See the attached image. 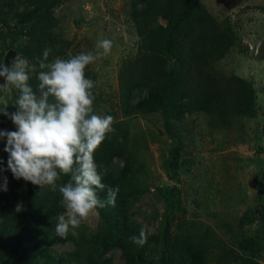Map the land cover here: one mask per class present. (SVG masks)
Listing matches in <instances>:
<instances>
[{"label": "rangeland", "instance_id": "1", "mask_svg": "<svg viewBox=\"0 0 264 264\" xmlns=\"http://www.w3.org/2000/svg\"><path fill=\"white\" fill-rule=\"evenodd\" d=\"M198 1L218 23L220 31L234 37L232 45L210 65L209 71L223 83L232 77L249 82L255 92L254 116L234 115L227 122L220 118L211 123L210 116L202 110H187L173 124L155 109L125 112L120 74L141 52V39L131 15L132 0H0V64L5 54L13 50L15 57L28 59L39 71V59L45 49H51V62L89 51L95 54L96 43L103 39L113 42L109 53L99 50L102 54L86 68L85 74L95 83L94 113L114 117L115 131L99 149L115 145L120 148L122 157H115L110 168H116L118 175L122 170L123 179L118 180L122 186H118L115 206L98 208L79 227L70 228L66 237L45 235L50 238L47 247L56 260L77 252L87 260L94 258L91 253L96 251L87 240L108 225L104 219L118 225L126 209L130 220L139 229H146L149 243L146 262L137 264H157L165 238L174 248L193 247L203 255L207 252V264H241L244 254L238 251L237 242L247 239L264 264V0ZM39 5V12L18 24ZM210 51H197V55ZM208 55L210 59L211 52ZM29 83L37 89L35 73ZM186 89L189 90L187 85ZM18 96L15 89L0 92V109L7 105L9 113L15 112ZM0 130H17L3 113ZM5 146L6 139L0 140V216L5 213L21 220L32 209L25 199L27 192L38 200L53 191L50 186L40 188L16 179L8 169ZM94 159L99 165L97 151ZM65 181L62 174L58 187ZM127 183L131 186L126 193ZM12 184L23 190L24 198L9 200L12 195L5 192L13 190L8 191ZM116 184L114 180L105 190L117 187ZM18 204L23 206L20 212L16 211ZM65 211H50L54 212L52 226ZM42 236L41 233L40 239ZM27 244L30 242L21 248L16 246L14 255L8 251L9 261L0 258V264H15L16 256L29 249ZM86 252L90 254L86 256ZM2 254L5 253L0 252V257ZM107 257L112 258V264H123L117 249L109 251Z\"/></svg>", "mask_w": 264, "mask_h": 264}, {"label": "trees", "instance_id": "2", "mask_svg": "<svg viewBox=\"0 0 264 264\" xmlns=\"http://www.w3.org/2000/svg\"><path fill=\"white\" fill-rule=\"evenodd\" d=\"M40 10L41 5L24 15L18 24L27 22L33 13ZM131 15L141 39V52L120 74L122 106L125 112L155 109L168 123L173 124L176 121L174 119H181L187 110L189 112L202 110L210 116L211 123L220 121V118L227 122L229 116L234 115H255V92L249 82L232 77L223 83L217 81L209 71L210 65L220 60L232 45L234 37L224 30L220 31L218 23L198 0H132ZM202 50H211L210 59L208 58L210 52L204 56L197 55V51ZM186 85L189 90L186 89ZM228 93L236 96H230ZM13 125L17 129L14 123ZM118 149L120 150L115 145L114 148L105 146L97 150L100 166L98 171L106 187L114 180L116 186H122L118 181L120 178L123 179L122 170L118 175L116 168L114 170L112 166L110 168L115 157H122ZM64 179L66 181L63 183H66L70 176L64 175ZM130 186L131 183L125 184L126 193ZM10 189L13 190L5 192L12 195L9 200L17 201L18 196L24 198L23 190L16 184H12L8 191ZM58 189L38 200L27 192L25 199L31 203L29 207L32 206V209L26 215L23 214L21 220L5 213L0 216V252L6 254H2L1 259L8 262L10 257L8 251L13 254L16 246L21 248L29 241L30 244L26 246L29 249L22 256H16L15 264L21 261L22 264H112L113 260L107 257V254L115 249L120 251L123 264L146 262L148 258L146 255L150 254L149 243L140 247L131 241L130 237L138 236L140 229L130 220L126 209L118 225L115 223V226L114 222L104 219L108 225L100 227L97 233L87 240L90 241L89 247L96 251L94 255L91 253L94 258L87 260L85 255L77 252L72 257L56 260L47 247L50 245L48 242L50 238L45 235L56 233L55 226H52L54 212L50 214V211L65 210L60 205L62 195ZM28 191H32L31 186ZM98 196L106 199L107 190H98ZM123 208L124 206L120 210ZM41 233L43 236L40 239ZM38 243L41 244L39 247ZM237 247L241 255L244 254L239 255L241 264H261L252 242L240 239ZM262 247L264 250L263 243ZM30 249L33 251L30 252ZM88 254L90 253L86 252V256ZM157 255V264L208 263L207 252L203 255L200 250L193 247L174 248L167 238L162 239ZM151 257L152 255L149 258Z\"/></svg>", "mask_w": 264, "mask_h": 264}, {"label": "clouds", "instance_id": "3", "mask_svg": "<svg viewBox=\"0 0 264 264\" xmlns=\"http://www.w3.org/2000/svg\"><path fill=\"white\" fill-rule=\"evenodd\" d=\"M113 42L108 39L96 43V53L89 51L68 59L55 58L49 62L51 49H45L37 65L19 55L11 68L0 64V77L6 83L0 92L18 90L15 112L8 106L0 109L17 127L16 131L0 130V140L6 139L5 151L9 154L8 169L16 179L34 185L50 186L57 191L61 175L70 179L59 186L60 205L66 210L58 216L55 225L57 236L66 237L89 218L98 208L115 206L119 187H108L107 198L101 199L98 190L102 183L100 167L94 154L115 131L114 117L94 113V81L86 78V68L102 54L111 51ZM39 81L37 89L30 85L31 74ZM4 190H7L6 184ZM18 204L16 211L22 210ZM131 241L143 247L147 243L146 229Z\"/></svg>", "mask_w": 264, "mask_h": 264}, {"label": "water", "instance_id": "4", "mask_svg": "<svg viewBox=\"0 0 264 264\" xmlns=\"http://www.w3.org/2000/svg\"><path fill=\"white\" fill-rule=\"evenodd\" d=\"M15 55H16L15 51L9 50L5 54L2 64L5 63L9 68H11L12 62H13V60L15 58ZM4 81H5V78L4 77H0V85L4 84Z\"/></svg>", "mask_w": 264, "mask_h": 264}]
</instances>
